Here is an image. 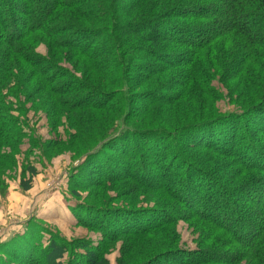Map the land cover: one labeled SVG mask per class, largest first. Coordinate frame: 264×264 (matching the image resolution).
I'll return each instance as SVG.
<instances>
[{"label": "trees", "instance_id": "16d2710c", "mask_svg": "<svg viewBox=\"0 0 264 264\" xmlns=\"http://www.w3.org/2000/svg\"><path fill=\"white\" fill-rule=\"evenodd\" d=\"M222 89L236 96L239 113L214 109ZM25 92L57 115L61 107L78 115L118 106L110 121L119 128L88 152L85 172H109L105 180L115 184L132 181L133 193L146 187L165 194L168 208L97 209L113 215L115 233L104 222L99 243L72 246L80 255L46 230L48 242L39 247L42 227L28 223L0 244L9 254L0 264H64L67 255L73 264H110L101 252L119 241L128 247L118 264H264V0H0V151L8 145L20 153L5 97ZM207 154L236 168L224 183L230 189L210 171L217 166L205 164ZM27 173L26 191L37 174L32 167ZM143 178L148 184L136 185ZM180 221L203 231L198 250L187 254L164 238V248L151 254L128 252L127 241Z\"/></svg>", "mask_w": 264, "mask_h": 264}, {"label": "rangeland", "instance_id": "374dc122", "mask_svg": "<svg viewBox=\"0 0 264 264\" xmlns=\"http://www.w3.org/2000/svg\"><path fill=\"white\" fill-rule=\"evenodd\" d=\"M188 4L191 2L188 1ZM14 12L17 13L15 10ZM36 51L42 56L46 55L43 46L38 47ZM65 65L69 67V65ZM214 84L219 86L217 83ZM30 90V87H26V92ZM26 92L23 95L20 94L18 99L5 97L6 102L12 105L13 110L10 115L15 118L21 144L19 154L10 151L8 145H4L0 151V244L9 242L15 236L14 234L24 233V228L28 223H35L42 227L43 231L37 237L35 236L36 240L40 242L39 247L45 246L48 242L50 234L47 232H49L56 240L67 244L73 255H80L82 251L72 250L75 249L72 247L76 246L75 243L85 241L93 245L99 243L103 237L100 229L106 226L104 222L110 228L112 227V231L115 229L113 215L110 217L106 214L99 215L100 211L97 209L104 211L124 206L125 208L150 211L151 208H168L162 204V201H166V199L162 200L167 197L165 194L162 197L158 193H152L146 187L139 188L138 191H135L136 193H133L131 190L132 181L131 183L125 181L122 184L106 182L105 178L111 176L109 172L95 175L96 178H93L91 171L86 174L88 167L85 166L84 161H86L88 152H91L119 128L117 119L112 118L110 121L113 108L118 106L109 105L102 112L94 113L92 110L78 115L61 107V112L57 115L49 112L43 104L40 107L39 103L35 101L38 100L37 95H27ZM221 92L222 97L216 102L214 109L223 114L239 113L240 102H237L236 96L229 95L232 97L229 99L225 89H222ZM42 101L44 102L43 99ZM120 113L122 114V109ZM240 123L245 126L246 122L240 119ZM76 131L79 133L76 134ZM238 136L235 137L234 147L240 145ZM262 143H264V139ZM206 159H210L209 162H205L208 167L211 166L214 169L217 166L216 169L210 171L218 182L224 185L225 182L231 180L229 176L234 175L236 168L224 169L221 164H226V159L218 160V157L210 154H207ZM31 167L36 170L37 174L30 182V189L26 191L21 184L28 181L27 169ZM134 169L129 172L130 176L135 175ZM170 169L172 168L170 167ZM154 171L156 170L154 169ZM158 173H160L159 170ZM138 174H136L137 177ZM93 180H98V182L93 184ZM147 182L143 178L139 182L136 181V185H146ZM149 183L154 184L156 181L151 180ZM204 183L206 184V182ZM232 185H224V187L230 189ZM208 187H210L209 184L203 186L201 190L205 191ZM72 191L78 193L77 198L72 195ZM211 191L217 193L219 189L214 186ZM258 197L259 194L256 195V198ZM169 205H172V201ZM73 209L80 212L81 218L79 219L88 222L89 227L77 223L78 218L74 216ZM85 213L88 214V218L83 217ZM194 224L195 221H180L171 227L162 229L161 233L156 231L143 235L139 239L127 241L131 244L128 252H132V255L151 254L155 249L164 248L162 246L164 238H167L166 242L170 240L169 244H174L172 245L173 249L183 250L187 254L196 251L205 238L201 235L203 231L198 232ZM37 230L41 231L38 228ZM175 234L177 239L172 242ZM220 235L221 232L216 231L213 239ZM19 245L20 242L16 244L17 247H13L12 250L8 249V251L21 247ZM127 247L128 244L124 241L108 242L101 253L110 264H118ZM153 247L156 248L152 249ZM3 248L7 250V246H3ZM141 249L144 250L141 251ZM7 256H9L8 253H0V259L3 261L7 259ZM75 260L77 259L74 256L67 255L63 259V263L73 264L71 262H75ZM7 263L22 264L9 261ZM38 263L40 264L39 259ZM241 264H245V262Z\"/></svg>", "mask_w": 264, "mask_h": 264}, {"label": "crops", "instance_id": "0c3cea01", "mask_svg": "<svg viewBox=\"0 0 264 264\" xmlns=\"http://www.w3.org/2000/svg\"><path fill=\"white\" fill-rule=\"evenodd\" d=\"M14 235H15V234H14ZM14 235H13V236H14Z\"/></svg>", "mask_w": 264, "mask_h": 264}]
</instances>
